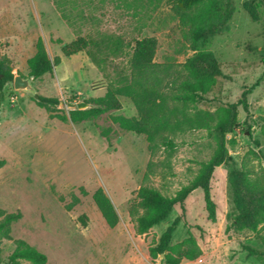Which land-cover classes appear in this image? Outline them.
Instances as JSON below:
<instances>
[{
	"label": "rangeland",
	"instance_id": "obj_1",
	"mask_svg": "<svg viewBox=\"0 0 264 264\" xmlns=\"http://www.w3.org/2000/svg\"><path fill=\"white\" fill-rule=\"evenodd\" d=\"M201 1L199 19L195 14L181 19L169 0H0V58L8 59L14 77L31 85L23 91L10 83L0 91V160L5 161L0 210L21 214L10 225L11 240L0 238V264H7L15 240L44 254L46 264H164L161 256L152 259L149 249L174 221L170 245L191 236L202 251L197 260L181 264H264V0ZM196 27L204 38L195 51L190 32ZM77 37L99 44L109 38L131 43L154 38V62L174 67L196 54H210L201 70L216 82L200 111L237 104L249 90L247 110L237 108L238 127L224 139L225 163L209 178L213 214L197 188L164 222L147 234L136 233L129 210L139 188L172 197L189 190L220 138L186 130L173 138L174 152L161 147L152 158L145 136L122 131L111 120L146 119L126 97H118V111L79 124L60 121L57 116L68 117L69 103L92 108L88 101L103 97L115 75L127 72L126 48L109 50L104 70L86 51L65 57L62 47ZM38 38L48 57L61 62L52 73L33 79L27 62ZM36 95L60 103L39 108ZM101 129H109V140ZM150 162L155 164L149 168ZM161 172L171 175L163 179ZM98 189L119 218L113 228L93 201Z\"/></svg>",
	"mask_w": 264,
	"mask_h": 264
},
{
	"label": "trees",
	"instance_id": "obj_2",
	"mask_svg": "<svg viewBox=\"0 0 264 264\" xmlns=\"http://www.w3.org/2000/svg\"><path fill=\"white\" fill-rule=\"evenodd\" d=\"M169 1L181 19L193 14L196 17L201 15V0ZM207 16L205 15L204 19ZM203 38V29L194 28L190 32L191 49L196 51L198 42ZM118 40L113 41L109 38L106 43L99 44L92 39L77 37L62 47V54L65 57L86 51L100 70H104L108 62L109 50L122 52L126 48L129 49L130 54L127 60V72L115 75L103 97L88 101L93 105L92 108L85 111L70 110L68 117L57 116V118L62 122L68 119L73 124L90 121L107 112L120 110L122 106L118 97L130 98L146 119L111 116V120L122 131L145 136L152 158L156 157L161 147L167 152H174L177 144L173 138L181 132L205 130L211 135L215 132L220 141L216 142L211 159L201 163L197 184H193L189 190H181L174 197L167 196L155 188L142 186L137 192L136 203L129 210V215L135 222L136 233L144 235L164 222L171 214L173 207L178 202H183L191 191L200 188L204 193L207 210L213 214L214 204L210 199L209 178L215 168L225 163L227 152L224 139L227 134L238 127L237 108L242 106L244 110H247L246 98L250 93L249 90L243 92L242 99L237 104L218 108L213 113L197 110L198 105L206 100L205 95L210 92L216 82L215 77L207 76L201 70L205 59L211 58L210 54H196L176 67L167 64L160 65L154 62L157 47L154 38L135 39L133 43ZM57 43L61 44V41L57 40ZM35 50V55L27 62L28 76L41 79L44 75L52 73L54 67L58 66L61 61L60 57H55L53 61L48 57L41 38H38ZM13 81L14 75L9 67L8 59L0 58V91ZM34 101L39 108L45 109H50L60 103L56 98L39 95L34 97ZM189 109L195 111L189 115L187 114ZM156 115H161L160 119L153 122ZM100 134L105 139H110L109 129H101ZM153 164L155 163L150 162L149 168ZM4 165L5 161L0 160V169ZM160 175L165 179L171 174L161 172ZM92 198L106 224L110 228L115 227L119 218L104 192L98 189ZM20 219L19 212L6 214L0 210V238L11 240L10 225ZM177 225V221H174L161 235L159 244L149 249L152 259L163 255L164 264H181L182 261H195L202 255L201 249L191 236L175 246L170 245ZM197 229L201 231V228L197 227ZM13 243L15 247L8 257L7 264H22V261L29 264L47 263V257L26 242L15 240Z\"/></svg>",
	"mask_w": 264,
	"mask_h": 264
},
{
	"label": "water",
	"instance_id": "obj_3",
	"mask_svg": "<svg viewBox=\"0 0 264 264\" xmlns=\"http://www.w3.org/2000/svg\"><path fill=\"white\" fill-rule=\"evenodd\" d=\"M14 88L16 90L30 91L31 85L28 80H24L21 76H15L13 81ZM70 110L85 111L88 110V104L86 102H79L76 104L69 103L67 105ZM163 258V255H161Z\"/></svg>",
	"mask_w": 264,
	"mask_h": 264
}]
</instances>
